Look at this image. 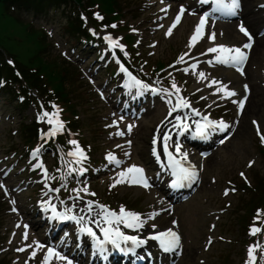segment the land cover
Returning a JSON list of instances; mask_svg holds the SVG:
<instances>
[{
	"label": "rangeland",
	"instance_id": "obj_1",
	"mask_svg": "<svg viewBox=\"0 0 264 264\" xmlns=\"http://www.w3.org/2000/svg\"><path fill=\"white\" fill-rule=\"evenodd\" d=\"M128 1L129 0H127V2ZM135 1L137 3V1L140 0H132L130 4ZM263 1L264 0H246V3L248 6L251 5L250 8L253 9V11L257 12L256 4ZM121 5L126 7L124 3ZM130 9H127L126 11ZM130 14L126 13L128 17H132ZM143 17L144 15L142 14L140 18L132 17V19L135 22H141ZM26 22H29L34 26L33 28H41V25L43 24L53 26L56 30L54 33L57 42L58 39L59 41L68 40L67 36L60 33L58 23L51 21L47 14L42 16V14L31 15L23 11H11L9 6L4 1L0 0V44L2 46L10 51L16 50L17 47H22L25 44L24 24H26L27 30L32 29ZM234 29L235 28H233V30ZM252 29L255 31L257 30L256 26ZM260 40L255 47L257 51L253 52L250 69L254 70L257 68V73L261 78L262 69L264 68V40ZM68 42L72 43L71 45L77 44L74 43V39L68 40ZM57 47L58 46L53 50L54 56L59 53L60 48ZM0 52L3 55H6V51L3 52L0 50ZM53 55L50 53L52 59ZM50 56L46 55L48 59L51 58ZM80 58V64L82 66H87L88 58H85V55L81 54ZM50 70V66H47V73H50ZM57 71H62V69L57 68ZM253 84L257 91L255 92L254 90V93L250 97L248 107L233 140L227 143L214 158L207 160L205 180L199 191L188 202L177 207V214L181 220V227L185 237V253L179 264H235L242 261L244 258L245 244L247 243L246 225H241L242 223L240 222H245L246 224L250 223V216H247V214L251 208H248V206L256 194L254 192L256 179L258 177H264V158L259 152L260 147L250 123L251 117H257L262 121L264 126V86L262 85L264 84V81L258 82L255 78L253 79ZM77 85L79 86V89L74 86L75 90L73 92V95L77 98L75 99V102L78 105L79 112L82 115L81 117L85 118L82 121L83 126L85 127L86 125H89L88 129L85 127V134L90 137V139H93V136L89 134L91 125L93 124L91 115L95 116L98 113L99 124L101 121L99 107L91 106L92 104H96L97 98L95 97L96 95L89 90V85L84 82H82L81 85L80 83H77ZM57 86L61 98L68 101V98L66 97L68 92L66 88L69 86L68 81L62 79L57 82ZM256 100L258 106L255 105ZM4 108L6 112H13L14 114L18 113L15 102H11L9 106L8 101L5 99ZM93 108L97 109V111ZM151 117L152 115L144 121L136 141V150L143 157V146H146L145 140H147L150 132L148 126ZM11 120L13 119L11 118L0 127V155H7V153L11 152L10 149H24L25 141L19 123L20 120L18 118L14 119V121ZM155 120L156 118L152 119L153 122ZM29 121L28 116V122ZM13 129H18V133L13 135ZM252 161L254 164L249 167V164ZM240 171H245L251 179V187H247L244 184L239 175ZM228 180L237 183L238 192L230 193L225 197L222 190L228 185ZM227 201H231L229 206L226 205ZM4 204L6 208L7 205L6 203ZM221 208H225V211H220ZM24 209L28 210V207L25 206ZM244 218L246 221L243 220ZM169 219L164 221L163 226L168 224ZM12 221H14L13 217L8 215L6 211L4 212L3 202L0 199V246L1 243H3L9 251V256L5 255V259H10L14 255V248L21 242L20 228H18L13 239H11V229H6V227H12ZM215 221L217 227L214 235H223L231 241L226 242L217 239L210 249L205 251L203 244L206 235L209 233L208 225L209 222ZM2 257L3 256H0V259ZM28 258L27 255H23L19 264H37L32 260L29 262L25 260ZM200 258L205 259V261L200 262Z\"/></svg>",
	"mask_w": 264,
	"mask_h": 264
},
{
	"label": "snow or ice",
	"instance_id": "obj_2",
	"mask_svg": "<svg viewBox=\"0 0 264 264\" xmlns=\"http://www.w3.org/2000/svg\"><path fill=\"white\" fill-rule=\"evenodd\" d=\"M200 3H207V0H198ZM218 5H221V0H216ZM228 14L231 16L237 15L238 10L240 9V0H231L230 4L226 5ZM186 9L184 8L183 5L180 6L179 12L175 18V24H178L180 22L181 17L183 16L184 12ZM98 18L102 19V17H99L97 14ZM208 16L205 14L200 18L199 24L196 26L195 33L191 37V41L194 43L197 41L198 37L202 36L204 27L207 23ZM175 24H173V27H175ZM115 27V25H113ZM239 31L242 32L247 38H248V43H245L241 46H229L225 44H218L214 47L208 48V52L210 53H218L215 56V61L221 64H226V65H234L239 68V70L242 72L243 68L242 65L247 61L248 59V54L245 51L246 49H251L253 39H252V34L248 31V29L241 23L239 26ZM169 35L171 34V30L168 33ZM210 38L212 41L216 40V33L213 31L210 34ZM107 39L111 40L110 37ZM113 47H121L123 48V45H118V42L116 41H111ZM192 46V45H190ZM184 57H180V61H183ZM11 63V62H10ZM211 63V61H209ZM193 68L196 67V65H192ZM200 77L202 79L206 78L204 73H199ZM137 85H140L141 87L147 88V85H142L140 81H135ZM212 84H217L218 81L212 80ZM172 87L176 90V93L178 94L180 89L176 86L175 82H173ZM247 85H244V88L247 89ZM217 92L223 91L226 96L231 97L236 95L234 91L228 90L226 85H223L221 83L220 87L216 89ZM247 99L245 96L242 100L239 101V107L242 110L244 107V101ZM170 102V101H169ZM191 107L190 103L185 100L183 97L178 98L177 104L171 109V111H176L177 108H189ZM193 112L195 115L199 116L200 112L198 110L193 109ZM45 116H58V113H45ZM177 124L173 125V127L178 128L179 135H183L184 132L188 131V129L191 127V125L187 124L183 118L177 117ZM206 123H201L200 121L196 122V130L195 134L198 136H203L207 130L212 127L214 128L217 124L219 125V128L221 130L228 128L229 126L225 124L223 121L216 122V121H211L207 120L205 118ZM49 124L56 123L57 128H54L50 135H55L56 130L62 129L63 127V122L53 119L48 120ZM131 130V126H129V131ZM119 135H123V132L118 133ZM171 139L170 135H165L163 137V142H164V152L168 157V163L171 165L173 169V175L176 177V179L173 181L174 186H181L182 181H193L195 180L197 173L195 171L194 166H189V167H184V164L181 162L182 160L187 159V153L184 152L181 155V159H177L174 155L173 152L169 151V144L168 141ZM262 140H264V137H262ZM156 141L154 140V143ZM72 144H76L77 142L75 140L71 141ZM39 150H37L38 152ZM175 151L176 153H180L181 151V146L179 143L175 145ZM79 154L80 160L85 159V155L83 153L82 149H77V152L70 153V155H77ZM157 157L159 156V153H155ZM107 159L109 161H114L115 157L109 153ZM79 162V161H77ZM144 170L142 168H139L135 165L131 166L130 168L127 169V172H122L120 173L121 179L117 180L116 183H123L125 179H129L131 183L135 184H141L143 187L148 188L150 187L147 178L143 175ZM128 174H133L129 176ZM56 191H59L58 189ZM84 191H87L85 188ZM14 203V202H13ZM92 201H89L87 204V209L86 211L91 212L92 211ZM74 207V206H73ZM99 207L103 210V216H102V221H94L96 223L97 228L100 229V231L103 233V238L101 239L99 236L96 235V233L92 230V228H84L81 229L83 232H87L91 237H93L96 240V247L99 250L100 253H104L106 251L104 245L105 244H112L116 249H119L120 251H132V249H125L121 248V242H128L132 241L134 244H141L144 243V241L138 240L137 237L135 236H129L125 235L124 232H122L119 227H114L115 224H124L128 228H139L143 226V221L141 220V217L138 213L131 212L126 210L123 206H121L119 213L112 211L107 208V206L104 205H99ZM53 211L55 212V209L53 207ZM81 211H85V209H82ZM97 215H100V213H97ZM62 218H71L75 219L78 222L83 221L85 219L84 216H81L77 218L76 216L72 217H62ZM175 223V222H174ZM102 224H105L106 226H102ZM261 229L253 227L251 229L252 234H255L256 232L260 231ZM155 240L159 241V244L161 248L164 251H172L175 250L179 244H180V237L179 235L173 231L172 229H167L165 231H161L157 233L155 236L152 237ZM40 247V245H38ZM258 247L257 245L252 246L249 249V264H254L255 262V249ZM23 251V249H20ZM35 255V252L33 253ZM48 255L49 257L55 255L59 256V253L54 252L53 249H48ZM60 259H67V257H60ZM68 264H72L70 260H68Z\"/></svg>",
	"mask_w": 264,
	"mask_h": 264
},
{
	"label": "trees",
	"instance_id": "obj_3",
	"mask_svg": "<svg viewBox=\"0 0 264 264\" xmlns=\"http://www.w3.org/2000/svg\"><path fill=\"white\" fill-rule=\"evenodd\" d=\"M6 1H11V2H17V1H23V0H6ZM56 3H59V1H57ZM30 34H28V36H29ZM31 38H32V35H31ZM36 44V45H35ZM35 44H33V45H30V46H28V47H24V54H21L22 55V58H25V57H28V58H26V60L27 61H29V62H35V61H37V62H39L41 65H43L44 67H46V66H50V64L48 63V62H45V61H43L42 59H39V55H36L35 54V52L38 50V52H39V50H40V48H41V44H40V42L38 43V42H36ZM51 73L54 75V71H51ZM56 76H55V78L56 77H60V78H64V76L63 75H61V72L59 71L58 73H57V71H56ZM52 76V75H51ZM259 185H264V181H260L259 182Z\"/></svg>",
	"mask_w": 264,
	"mask_h": 264
},
{
	"label": "bare ground",
	"instance_id": "obj_4",
	"mask_svg": "<svg viewBox=\"0 0 264 264\" xmlns=\"http://www.w3.org/2000/svg\"><path fill=\"white\" fill-rule=\"evenodd\" d=\"M248 12H250L251 14L247 17V19H248L252 24H255V20H256L257 18H258V20L262 18V17L259 16L257 13H254V12H252V11H250V10H248ZM255 26L258 27V26H260V24L255 25ZM225 29L228 30V32H230L231 29H232V26H231V25H226ZM262 39L264 40V36H263ZM255 105L258 106V102H257V100L255 101ZM256 106H255V107H256Z\"/></svg>",
	"mask_w": 264,
	"mask_h": 264
}]
</instances>
